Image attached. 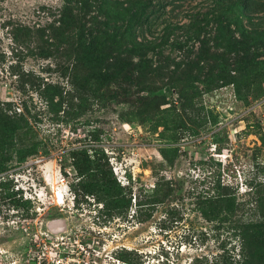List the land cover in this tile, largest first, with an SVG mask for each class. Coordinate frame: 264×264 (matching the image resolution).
I'll return each instance as SVG.
<instances>
[{
  "label": "rangeland",
  "instance_id": "rangeland-1",
  "mask_svg": "<svg viewBox=\"0 0 264 264\" xmlns=\"http://www.w3.org/2000/svg\"><path fill=\"white\" fill-rule=\"evenodd\" d=\"M84 1L59 21L63 0H0V264L50 241L86 264L210 261L205 221L202 244L181 242L186 222H137L135 203L160 177L219 180L238 200L252 188L245 216H264V0ZM136 70L165 97L138 100ZM50 214L69 234L39 233Z\"/></svg>",
  "mask_w": 264,
  "mask_h": 264
},
{
  "label": "trees",
  "instance_id": "trees-1",
  "mask_svg": "<svg viewBox=\"0 0 264 264\" xmlns=\"http://www.w3.org/2000/svg\"><path fill=\"white\" fill-rule=\"evenodd\" d=\"M63 3L58 15L59 21L62 20L65 13L70 14L72 10L79 13L85 8L84 0H63ZM89 33V31L86 32L87 35H91ZM102 33L104 32L102 31ZM84 36L80 34L70 42L74 50L83 45V50L90 48L91 41L85 42ZM107 74L109 75V73ZM146 74L147 71L136 70L135 75L129 77L134 78L132 85L137 99L143 101L148 94L153 93L163 99L166 93L155 88ZM69 117V112L63 111L62 120L65 121ZM215 133H220V138H218L220 141L228 139L223 128L213 134ZM93 169L96 172L98 165L94 164ZM183 183L184 178L179 176L175 178L160 177L150 187L144 189V192L141 193L143 199L135 203L137 222L152 218L151 221L155 222L156 228L162 230L183 220L187 223L188 229L180 241L187 243L190 242L191 237L195 236L202 244L208 234L196 228L201 227L195 224V221L200 218L208 224L209 230L213 231L210 237L215 239L216 252L210 261L204 255L194 257V264H255L260 252L264 250V216L252 214L245 216L244 210L248 203L253 202L256 206L258 202L256 192L250 188L246 192V197L238 200L235 192L229 190L228 186L221 184L219 180H207L205 184L202 180L200 188H196L195 184L184 188ZM201 183L199 182V184ZM185 209L188 212H185ZM157 210L161 214L154 218L153 213ZM195 237H193V241H195ZM121 251V258L132 261V258L128 257L129 250L121 249ZM163 254L165 255L166 252L163 251ZM132 263L137 264L136 261H132Z\"/></svg>",
  "mask_w": 264,
  "mask_h": 264
},
{
  "label": "built area",
  "instance_id": "built-area-1",
  "mask_svg": "<svg viewBox=\"0 0 264 264\" xmlns=\"http://www.w3.org/2000/svg\"><path fill=\"white\" fill-rule=\"evenodd\" d=\"M65 241H50L49 245L45 246V244L43 243V245H39L40 249H36L35 251V260L33 262V264H40V261L45 260V261H50L53 262L54 264H74L73 261H76V264H86V262L79 260L77 258H75V256H71L72 254L69 253H82L85 252V249L82 247V245L78 244L77 249L74 248H68L69 249V253L64 250L65 254H62V256H59V254H57V250L56 247L59 245L61 246ZM46 248H49L50 250H47ZM59 251H61L59 249ZM56 258V259H54ZM72 261V262H71Z\"/></svg>",
  "mask_w": 264,
  "mask_h": 264
},
{
  "label": "flooded vegetation",
  "instance_id": "flooded-vegetation-1",
  "mask_svg": "<svg viewBox=\"0 0 264 264\" xmlns=\"http://www.w3.org/2000/svg\"><path fill=\"white\" fill-rule=\"evenodd\" d=\"M18 197H19V194H17ZM55 215V216H54ZM59 215H56V214H50V216L47 218L49 219L50 217H58ZM60 217V216H59ZM62 217V216H61ZM47 219L44 221V223L42 224V227L41 229L39 230V233L43 234L47 239H56V238H61V237H65L67 234H69V231H70V227H69V222H68V219H66L67 221V228L65 231L59 233V228L58 226H53V225H49V230L51 231H48L44 226H45V223L47 221ZM53 233H56V234H53ZM72 241H75L72 239ZM69 241H65V245L68 243ZM66 247V246H65ZM80 253H77L75 254L76 257L77 255H79ZM78 258V257H77ZM81 260V259H80ZM83 261V260H82Z\"/></svg>",
  "mask_w": 264,
  "mask_h": 264
},
{
  "label": "water",
  "instance_id": "water-1",
  "mask_svg": "<svg viewBox=\"0 0 264 264\" xmlns=\"http://www.w3.org/2000/svg\"><path fill=\"white\" fill-rule=\"evenodd\" d=\"M49 225H53V226H58L59 228V233L63 232L66 230L67 228V221L65 217H50L49 219H47L46 223H45V228L49 230ZM51 232V231H50ZM56 234V233H53Z\"/></svg>",
  "mask_w": 264,
  "mask_h": 264
}]
</instances>
